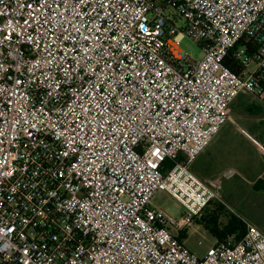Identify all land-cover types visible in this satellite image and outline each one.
<instances>
[{
  "label": "built area",
  "instance_id": "built-area-1",
  "mask_svg": "<svg viewBox=\"0 0 264 264\" xmlns=\"http://www.w3.org/2000/svg\"><path fill=\"white\" fill-rule=\"evenodd\" d=\"M241 94L264 105V0H0V264H264L244 220L179 238L223 202L190 165Z\"/></svg>",
  "mask_w": 264,
  "mask_h": 264
},
{
  "label": "crops",
  "instance_id": "crops-1",
  "mask_svg": "<svg viewBox=\"0 0 264 264\" xmlns=\"http://www.w3.org/2000/svg\"><path fill=\"white\" fill-rule=\"evenodd\" d=\"M247 106L255 110L252 104L249 106L245 102ZM233 149L234 146L214 138L190 165V170L217 191L225 210L229 211V204L236 206L237 216L264 234V159L245 147H239L237 152Z\"/></svg>",
  "mask_w": 264,
  "mask_h": 264
},
{
  "label": "rangeland",
  "instance_id": "rangeland-1",
  "mask_svg": "<svg viewBox=\"0 0 264 264\" xmlns=\"http://www.w3.org/2000/svg\"><path fill=\"white\" fill-rule=\"evenodd\" d=\"M181 48L188 51L196 60H200L203 56L201 48L188 37L182 41ZM254 66L255 64H252L249 69H253ZM245 102L249 106L252 104L255 112H248ZM231 130L234 131L230 132ZM215 140L227 142L230 146H234V152H237L239 147H245L264 159V105L251 95L241 94L238 96L232 104L229 119L219 135L215 137ZM153 203L174 218H179L186 212L185 206L174 199L167 191H158ZM229 206V211L225 210L222 202L215 201L210 205L208 211L216 210L220 213L219 223L223 226L230 222L231 214L238 215L239 213L236 206L232 204H229ZM240 213L244 216L242 212ZM186 234L182 238L183 244L200 257L204 256L208 249L217 243V238L201 222H195L187 229Z\"/></svg>",
  "mask_w": 264,
  "mask_h": 264
},
{
  "label": "trees",
  "instance_id": "trees-1",
  "mask_svg": "<svg viewBox=\"0 0 264 264\" xmlns=\"http://www.w3.org/2000/svg\"><path fill=\"white\" fill-rule=\"evenodd\" d=\"M246 108L248 112L253 111V109L248 106ZM253 112H255V110ZM167 165L169 167H172V164L170 163H167ZM231 215L232 217L230 222L228 224L221 226L219 223L220 213H218L216 210L208 211L207 209L205 215L202 218L204 221L203 225L217 238V241H221L230 236L241 237L245 233L246 225L244 221L240 219L237 215L235 214H231ZM186 235H187L186 232H184L181 234L179 238L182 240V238L185 237Z\"/></svg>",
  "mask_w": 264,
  "mask_h": 264
}]
</instances>
